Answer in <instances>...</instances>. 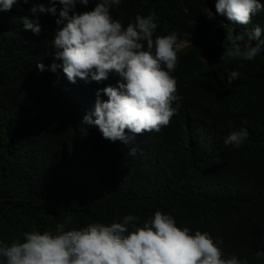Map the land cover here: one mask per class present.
I'll return each mask as SVG.
<instances>
[{
  "label": "trees",
  "instance_id": "1",
  "mask_svg": "<svg viewBox=\"0 0 264 264\" xmlns=\"http://www.w3.org/2000/svg\"><path fill=\"white\" fill-rule=\"evenodd\" d=\"M128 1L114 11L121 23L155 12L159 34L176 31L191 43L177 53L176 114L128 145L82 123L97 91L116 86L117 75L70 83L60 69H37L53 62L57 17L40 15L39 35L23 30L20 18L47 0L0 13V239L54 227L66 216L68 228H79L128 214L147 219L159 210L179 227L223 239L226 255L264 264L257 255L264 253V51L252 62L220 59L229 32L246 40L256 26L264 29V16L238 27L207 17L215 0H135L124 8ZM233 70L240 75L229 84ZM240 128L246 140L226 146L222 137Z\"/></svg>",
  "mask_w": 264,
  "mask_h": 264
},
{
  "label": "clouds",
  "instance_id": "2",
  "mask_svg": "<svg viewBox=\"0 0 264 264\" xmlns=\"http://www.w3.org/2000/svg\"><path fill=\"white\" fill-rule=\"evenodd\" d=\"M126 1L47 0V7L32 3L31 18L20 19L23 30L39 35V16L57 17L51 41L54 59L47 67L38 62L39 72L55 73L60 69L70 83L77 79L101 82L110 74L119 77L116 86H108L114 84L111 83L97 91L94 109L83 117L82 123L97 127L104 139L128 145L136 135L159 132L176 114L179 105L173 107V103L181 101L180 78L175 69L177 53L191 43L179 39L176 31L159 34L160 22L155 12L137 14L134 21L121 23L114 11ZM134 1L129 0L124 8ZM29 2L0 0V13ZM206 11L209 19L216 17L243 27L264 16V1L215 0ZM221 22L216 26L221 27ZM262 32L264 29L256 26L247 33L246 40L244 35L233 36L229 32L220 59L254 61L264 51ZM214 40L215 37L210 39ZM239 75L230 71L227 83ZM101 92L106 100L101 99ZM92 95L95 96L93 86ZM247 136L248 132L240 128L222 140L226 146L238 148ZM135 151L132 147L128 154ZM71 224L72 217L66 216L54 227L38 230L33 226L10 242L0 239V264H248L235 254L226 255L223 239L179 227L171 214L159 210L147 219L128 214L108 224L90 222L68 228Z\"/></svg>",
  "mask_w": 264,
  "mask_h": 264
},
{
  "label": "rangeland",
  "instance_id": "3",
  "mask_svg": "<svg viewBox=\"0 0 264 264\" xmlns=\"http://www.w3.org/2000/svg\"><path fill=\"white\" fill-rule=\"evenodd\" d=\"M214 37H215V36H214V35H212V36L210 37V39H211V40H213V39H214Z\"/></svg>",
  "mask_w": 264,
  "mask_h": 264
}]
</instances>
